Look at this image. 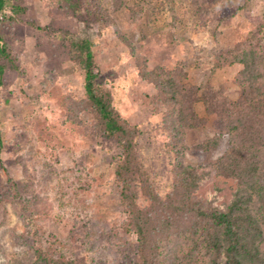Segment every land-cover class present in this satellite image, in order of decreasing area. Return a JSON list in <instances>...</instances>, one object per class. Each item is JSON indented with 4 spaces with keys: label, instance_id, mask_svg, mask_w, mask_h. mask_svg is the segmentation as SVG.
I'll return each mask as SVG.
<instances>
[{
    "label": "rangeland",
    "instance_id": "obj_1",
    "mask_svg": "<svg viewBox=\"0 0 264 264\" xmlns=\"http://www.w3.org/2000/svg\"><path fill=\"white\" fill-rule=\"evenodd\" d=\"M95 1L110 15V25L97 15L91 0H15L24 12L2 24L25 73L8 70L0 89L6 166L0 172V193L8 190V177L19 183L30 180L33 188L0 204V264L35 262L33 241L29 245L24 240L27 227L20 203L37 196L45 213L36 223L51 256L78 257L87 264H135L137 235L121 228L126 215L115 182L119 149L107 139L84 135L81 126L65 120L66 98L85 96L83 71L71 59L69 38L94 42L102 80L112 88L116 108L139 126V152L158 193L165 196L173 186L171 167L176 161L163 128L165 107L154 85L141 76L132 49L147 57L148 70L181 66L190 82L223 88L237 99L240 88L234 79L243 66L217 68L215 55L251 36L253 24L246 10L252 17L264 14V0H251L247 9L235 0L219 5L216 0H197L209 9L205 23L195 0ZM197 109L206 116L201 103ZM208 118L207 125L185 132L186 165H207L229 151L228 136L213 150L195 148L217 132L214 117ZM81 119L91 125L87 114ZM75 169L83 171L87 182L82 191Z\"/></svg>",
    "mask_w": 264,
    "mask_h": 264
},
{
    "label": "trees",
    "instance_id": "obj_2",
    "mask_svg": "<svg viewBox=\"0 0 264 264\" xmlns=\"http://www.w3.org/2000/svg\"><path fill=\"white\" fill-rule=\"evenodd\" d=\"M220 1L216 0L215 5ZM236 1L241 2L239 8L247 9L251 0ZM91 2L97 15L110 25V15L95 0ZM195 4L205 23L209 9L197 0ZM24 10L15 0H0V89L8 70L25 73L2 32V24L17 19ZM246 15L253 24L251 36L215 55L217 68L243 66L234 79L240 88L237 99L230 98L223 88L190 82L181 66L148 70L147 57L131 51L141 76L154 85L165 107L163 128L176 159L171 167L173 186L165 196L158 193L139 152V126L116 108L113 90L102 80L93 54L94 42L68 39L71 59L83 71L85 96L79 100L66 98L65 120L68 125L81 126L84 135L107 139L119 149L115 182L126 215L121 228L137 235L135 264H264V14L252 17L246 10ZM199 103L206 116L198 112ZM83 114L90 117L91 125H83ZM209 116L214 117L217 132L195 148L213 150L228 136L229 151L207 165H186L185 132L207 125ZM4 149L5 137L0 127V172L6 171ZM75 171L82 191L87 182L83 181L82 170ZM24 173L29 176L26 165ZM8 180V190L0 193V204L4 198L11 200L12 196L32 191L30 180ZM138 192L146 204L140 203ZM38 203V196L29 203H20L26 219L25 243L30 245L33 241V264H87L78 257H54L48 253L36 223L45 213Z\"/></svg>",
    "mask_w": 264,
    "mask_h": 264
}]
</instances>
